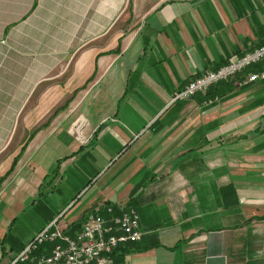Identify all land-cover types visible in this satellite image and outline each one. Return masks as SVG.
<instances>
[{
    "label": "crops",
    "instance_id": "obj_1",
    "mask_svg": "<svg viewBox=\"0 0 264 264\" xmlns=\"http://www.w3.org/2000/svg\"><path fill=\"white\" fill-rule=\"evenodd\" d=\"M262 43L264 0H0V264L97 210L111 264H264V80L172 100Z\"/></svg>",
    "mask_w": 264,
    "mask_h": 264
},
{
    "label": "built area",
    "instance_id": "obj_2",
    "mask_svg": "<svg viewBox=\"0 0 264 264\" xmlns=\"http://www.w3.org/2000/svg\"><path fill=\"white\" fill-rule=\"evenodd\" d=\"M260 65L255 70L252 66ZM238 73L244 74L241 84L264 80V43L241 55L231 57L215 69H207L174 92L172 100L185 99L197 92H204L213 84L229 79ZM264 121V103L261 106ZM112 214L113 207L105 206ZM139 216L133 210L123 211L118 216L102 217L99 210L88 213L80 231L69 237L58 227L48 226L39 231L14 256L11 264H111V255L118 248L141 240ZM44 243H50L49 253L35 256L33 253Z\"/></svg>",
    "mask_w": 264,
    "mask_h": 264
},
{
    "label": "trees",
    "instance_id": "obj_3",
    "mask_svg": "<svg viewBox=\"0 0 264 264\" xmlns=\"http://www.w3.org/2000/svg\"><path fill=\"white\" fill-rule=\"evenodd\" d=\"M259 66H260V65L252 66V67H250L248 70H255V69L259 68ZM46 247H47V244H46V245H45V244L40 245V246L38 247V249H37L33 254H34L35 256L40 255L41 252H42V250H43L44 248H46ZM49 248H51V247H49ZM49 248L47 249V251L49 250ZM38 253H40V254H38Z\"/></svg>",
    "mask_w": 264,
    "mask_h": 264
}]
</instances>
